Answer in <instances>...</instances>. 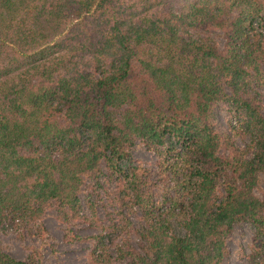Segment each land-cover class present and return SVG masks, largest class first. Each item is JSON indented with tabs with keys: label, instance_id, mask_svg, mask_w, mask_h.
Returning <instances> with one entry per match:
<instances>
[{
	"label": "trees",
	"instance_id": "1",
	"mask_svg": "<svg viewBox=\"0 0 264 264\" xmlns=\"http://www.w3.org/2000/svg\"><path fill=\"white\" fill-rule=\"evenodd\" d=\"M262 91L264 0H0V230L53 209L88 264H223L246 225L264 261Z\"/></svg>",
	"mask_w": 264,
	"mask_h": 264
},
{
	"label": "rangeland",
	"instance_id": "2",
	"mask_svg": "<svg viewBox=\"0 0 264 264\" xmlns=\"http://www.w3.org/2000/svg\"><path fill=\"white\" fill-rule=\"evenodd\" d=\"M221 43V40L216 38ZM262 111L264 113V91L261 98ZM216 123L220 131L226 132L233 120L224 105L215 110ZM243 141L237 140L242 146ZM134 160L141 166L156 170L157 158L154 153L148 152L140 145L132 150ZM85 199V194L82 200ZM97 206L100 219L104 217V210ZM100 222L96 223L98 226ZM45 230L41 235L34 229L31 231L15 227L0 230V247L12 257L25 259L30 250L34 249L40 254L43 264H88L87 256L92 249L90 237L97 233L96 227H89L86 223H77L68 230L56 219L53 209H48L42 220ZM95 228V229H94ZM253 233L246 225L238 226L228 239L229 255L223 264H264V261H250L249 249L252 243Z\"/></svg>",
	"mask_w": 264,
	"mask_h": 264
}]
</instances>
